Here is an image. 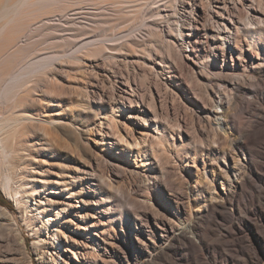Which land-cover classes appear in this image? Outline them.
<instances>
[{
  "label": "rangeland",
  "instance_id": "1",
  "mask_svg": "<svg viewBox=\"0 0 264 264\" xmlns=\"http://www.w3.org/2000/svg\"><path fill=\"white\" fill-rule=\"evenodd\" d=\"M175 2V7L163 1L147 5V15L135 20L128 14L134 3L121 0V13L107 10L105 17L114 19L127 14L121 20L126 24L118 29L125 25L131 28L122 34L101 38L107 46L115 47H106V51L116 57L111 59L101 52L84 54L78 61L84 65L83 69L67 61H55L53 70L62 88L52 92L42 105H27L29 112L39 113L42 118H55L51 125L57 126L56 155L37 153L39 171L36 170L37 178L30 179L50 183L45 191L33 196L34 208L40 204L41 197L53 213L67 206L60 221L66 235H61V239L67 248L71 245L72 251L63 252L62 245L53 249L61 262L66 256L74 264H166L167 256L161 255L167 252L174 256L172 264H264V43L260 42L258 58L248 50V45L241 54L224 40V34L234 32L232 19L237 12L243 9L263 24L264 7L255 0ZM156 8L160 9V16L151 13ZM227 9L232 17L227 15ZM91 13L92 8L86 7L54 16L44 23L61 24L65 30L51 29L52 35L67 36L77 42L84 34L75 35L76 28L81 27L79 23L90 28ZM186 18L195 24L192 39L196 50L182 40L181 31L185 33L189 28L184 24ZM151 27L163 39L175 40V56H168L162 43L153 41ZM99 37L100 34L96 38ZM128 39L144 42L149 50L133 48ZM194 54L197 59L191 57ZM204 61L211 66L206 70L212 72V78L204 79V83H198L197 77H191L192 72L181 65L191 64L196 69ZM245 77L255 91L247 94L248 86L239 87V107L234 111V118L245 129L254 130L256 136L259 134L247 145L246 152L225 142L224 131L216 135L204 121L217 109L216 103L206 95V87L216 90L228 86L230 78ZM114 106L118 110L115 114L123 142L110 125L107 114L101 113L111 112ZM174 122H180L184 137L178 132L179 127H172ZM65 123L83 132L88 129L93 132L84 134L80 142L62 128L61 124ZM167 126L183 142L186 151L182 156H177L174 148L167 151L159 150L158 146L151 148ZM29 137L36 148L47 147L41 130L30 133ZM95 137L107 142L106 156L96 146ZM136 141L140 146H127V142ZM145 147L150 148L147 156L139 151ZM197 149L205 151L197 154ZM106 158L110 161H105ZM143 158L147 159L146 164L142 163ZM238 158L245 169H238L235 163ZM63 161L69 164L70 173L62 172ZM242 171L244 175L239 177ZM74 175L79 177L75 179ZM56 179L62 184L52 188ZM74 187L82 190L80 195L70 196ZM55 189L60 193L51 192ZM108 192H111L110 205L102 201ZM49 195L59 199L58 209L55 210L56 204L48 203ZM0 205L19 219L21 241L25 240L23 246L11 241L9 246L1 247L0 264H54L50 253L35 246L38 238L21 219L24 209L19 210L1 188ZM39 216L38 225L49 237L45 227L47 217ZM69 219L73 221L68 222ZM197 230L206 236L207 246L189 254L181 244L183 236L198 243ZM14 235L11 227L6 226L0 238L3 241ZM42 253L45 258L40 257Z\"/></svg>",
  "mask_w": 264,
  "mask_h": 264
},
{
  "label": "bare ground",
  "instance_id": "2",
  "mask_svg": "<svg viewBox=\"0 0 264 264\" xmlns=\"http://www.w3.org/2000/svg\"><path fill=\"white\" fill-rule=\"evenodd\" d=\"M161 1L167 3L169 7L176 6V0H124V2L134 3L130 11H128V14L135 20L144 18L147 15L145 11L147 5H158ZM255 1L259 4L261 3V6L264 7L263 0ZM120 3L121 0H0V188L8 198L15 202L19 210L21 208L24 209L25 214L21 216V219H24L28 229L38 238V242L35 243V246H37L38 250L44 249L45 253H50V255H52L51 260L54 264H74L71 259L67 260L66 256L64 257L66 260L62 262L59 261V255L57 256L54 253V250L57 249L59 245H62L60 246L62 248L64 247L63 252L72 251L71 245H69L70 249L67 248L65 242L61 239V235H66V230L61 227L60 221L64 218V213L62 212L66 210L67 206H63L64 208H62V211L56 210L59 208L57 204L60 201L49 195L48 203L51 205L56 204V206H54L56 210L54 211L55 213L47 208L46 199L43 197L39 199L40 201L38 203L40 204L34 208V203L32 202L33 196L36 194L39 195L42 191H45L50 183L42 179H38L37 182H34L32 181L33 179L30 178H37L36 170L38 169L36 165L40 162L37 158V153L47 156L51 155L53 157L56 155L54 152V141L55 135H58L55 131L57 126L51 125L55 118H42V115L39 113L29 112L31 109H29L27 105L29 103L42 105L44 101L48 100L52 92H56L62 88L56 78L55 70H53V65L56 63L55 61H67L72 63L73 66L83 69L84 65L79 64L78 61L84 54H96L101 52L108 58L112 59L116 57L114 53H108L106 51V47L111 46H107L101 38L103 36L109 37L110 35L122 34L131 28V26L125 25L123 28L118 29L120 25L126 24L123 23V21L121 22V20L127 18V14L121 17H114V19L113 17L109 19L105 17L107 10L120 14L123 8L120 7ZM225 5L227 6V4ZM86 7L92 8L93 13H91V21L93 24L90 28H87L84 24L79 23L81 27L76 28L77 33L75 35L79 36L84 34V37L77 42L70 40L67 36L52 35L50 32L51 29L65 30L61 28V24L44 23L45 20L52 19L54 16L68 15L71 11L78 9L83 10ZM191 11L192 16L194 11L193 9ZM227 11L229 12V9H227ZM151 13L160 16L161 11L159 8H156L151 10ZM227 15L231 16V12L227 13ZM232 21L234 32L229 31L224 34V40L227 45L238 48L241 54H244L245 46L248 45V50L253 52L252 55L259 58L261 48L260 42L264 43V23L262 24L261 21L260 23L256 22L254 17L250 16L249 13L243 9L237 12L236 18L232 19ZM41 23L43 24L41 25ZM184 24L188 25L189 28L185 33L181 31L182 40L192 45L193 50H196L197 45L192 39V36L195 34L194 31H196L195 24L191 19L189 20V18L185 19ZM224 24L225 27L228 28V25L226 23ZM242 24H244V26ZM154 29V27L150 28V30L153 31L152 34L155 36L153 37V41L162 43L161 46L167 49L168 56H175L177 54L175 51V42H173L175 40L163 39L161 35H156ZM88 33H91V35H87ZM99 34L101 37L96 38ZM128 42H131L130 46L133 48L141 47L143 49L142 51L149 50V47L144 42L140 43L135 39H128ZM216 42L218 41L216 40ZM111 49H115V47H111ZM195 53H197V51ZM196 55L194 54V56L191 57L197 59ZM185 56L189 58L190 54H186ZM181 65L187 67L189 71L192 72V75H190L191 77H197L198 83H204V79H209V77H211L212 72L206 70L209 67L211 68V66L207 64V61H204L201 64L202 66L197 64L196 69L193 65L191 66V64L185 63ZM176 68L179 67L176 66ZM179 69L183 71V69ZM212 69L216 71L218 68ZM168 73L171 74L170 69H168ZM49 77H52V79ZM42 81H45L42 84L44 87L41 85ZM227 83L233 87H229L228 85L216 90L206 87V95L213 103H216L214 106H216L217 109L212 111V115L207 114L208 116L204 121L207 127H211L216 131V135L224 131L225 142L232 143L246 152L247 145L253 140L257 132L252 129H245L241 122L238 123L234 118V111L239 107V87L245 89L246 86H248L246 90L249 91V93L247 94H253L255 90L248 85L247 77L237 79L230 78V81ZM220 86H222V84H220ZM215 87L217 86L215 85L214 88ZM38 92H41V95H38ZM185 92H187V89H185ZM185 94L188 95L189 93L187 92ZM188 101H190V99H188ZM193 102L196 101L194 100ZM150 106L153 107V102L150 103ZM116 111L118 110L116 106H114L111 112L106 111L101 113L107 114L110 125L115 131H118L122 141L124 140V136H121L118 129ZM193 113L195 114V111ZM154 115L157 116L156 113ZM36 120H39V122H36ZM214 121L216 122L215 125H213ZM61 126L64 130L70 131L80 142L84 138V134L93 132V129H88L86 132H83L79 128H75L68 123L61 124ZM176 126L179 127L178 132L180 135L184 137L180 122L172 123V127ZM170 128L171 126H167L165 131H161V133L157 135L155 146H151V148L155 149V147L158 146V149L163 151L174 148L177 156H182L186 151L184 144L175 138ZM37 130L42 131V138L47 142V147L41 146V149L36 148L35 142L30 139L29 134L35 133ZM158 131L160 132V129H158ZM257 136H259V134ZM95 139L96 146L100 149L102 154L106 156L107 142L97 137H95ZM127 144V146L130 145L131 147L140 146V143L137 141L131 144L127 142ZM149 150V147H145L142 150L139 149L145 156H147ZM204 151V149H197L196 153L201 154ZM105 161L109 162L110 160L106 158ZM143 162L146 164L147 159L145 160L143 158L142 163ZM235 163L238 165L239 170L245 169V166L240 163L239 158L235 159ZM60 168L62 172L70 173V166L66 161L61 163ZM77 171L80 172L79 170ZM243 175L244 171H242L239 177ZM73 177L76 179L79 176L74 175ZM104 179H106L105 176ZM61 184V180L56 179L51 187L59 188L58 185ZM101 186L102 184L99 183L98 187ZM56 190L57 189H55V191L52 190L51 192L60 193V190ZM81 191V189L74 187L70 196L80 195ZM102 201L110 205L112 202L111 192L106 193ZM68 205L70 204L68 203ZM39 215L47 217V224L45 227L47 228L49 237L45 236V233H42V228L38 225L37 219L40 218ZM71 221L73 220H68V222ZM89 225L91 226L93 223ZM6 226L11 227L15 235L14 238L7 237L3 240L4 242L1 241L0 238V251L1 247L9 246L11 241L17 244L20 243L23 246L25 240L21 241L23 232L20 229L21 224L19 219L16 218L7 207H2L0 205V234H3ZM49 226H52V228L49 229L50 231H48ZM195 233L197 234L198 243L193 239L183 236L181 244L183 249H186L189 254H193L195 249H197V251L200 250L201 246H207L206 236L199 230ZM56 253H59V251ZM162 253L161 257L167 256L164 262L166 264H172L174 256L168 255L167 252ZM60 254L62 255L64 253ZM93 254L96 256V253L93 252ZM40 257L45 258L43 253ZM154 261L156 260L154 259L152 263H154Z\"/></svg>",
  "mask_w": 264,
  "mask_h": 264
}]
</instances>
